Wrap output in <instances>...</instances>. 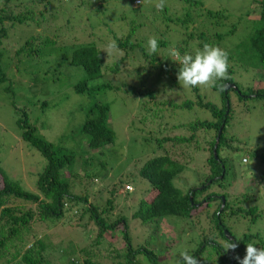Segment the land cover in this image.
Masks as SVG:
<instances>
[{
  "label": "trees",
  "instance_id": "16d2710c",
  "mask_svg": "<svg viewBox=\"0 0 264 264\" xmlns=\"http://www.w3.org/2000/svg\"><path fill=\"white\" fill-rule=\"evenodd\" d=\"M145 2L0 0V84L3 90L8 93L12 91L23 59L35 62L39 66V79H45L50 85L48 94H37L33 99L34 110L19 109L16 116L22 139L31 145L32 150L41 154L44 162L42 171L37 172L35 187H25L21 180L6 172L0 165V264H13V259L19 256L17 251L12 254L13 259L7 261L8 255L2 251L8 246H15L17 241L23 248L28 246L22 264H141L137 257L146 252L150 253V264H157L156 254L135 242L130 235L127 219L120 214L123 211L119 210L116 198L123 192L124 181L121 179L115 183L113 179L96 193L98 197L105 193L107 204L104 206L94 202L91 199L92 192L88 191L90 183L101 182L103 176L107 178L109 170L118 167V161L111 160L114 152L111 150H118L111 111L115 105L113 95L121 87L109 79L107 69L112 73L120 72L122 64L129 57L136 62L133 67L134 75L141 83L144 84L142 79L146 80L148 77L156 79L160 85H163L162 82L169 83V91L174 100L184 98L181 105L171 102V106L188 109L199 106L209 110L212 115L210 120L204 121H181L174 125V121H171L169 123L174 126L173 134H177L169 137L155 136V131H147L144 125L146 121L157 117L163 120L166 114H160L159 108L147 107L143 101L147 96L154 98V92L130 86L132 95L139 94V106L144 105L136 115L147 107L141 121L134 116L140 126L131 127L136 132L144 133L142 143L150 146L152 142H158L161 148L163 142L169 140L178 150L183 146L187 150L197 146L202 149L197 144L199 134L205 142L209 140V135L203 134L200 129L213 132L208 159L212 173L206 175V180L199 187L192 186L184 190L182 183L178 184V180L183 181V173L189 168L192 157L187 164L180 157L172 156L167 149H162L164 153L146 158L137 170L135 166L140 161H136V165H133L135 172L126 175L129 181H137L142 189V197L138 203L135 202L133 219L150 228V232H158L157 237H161V229H164L162 223L167 219H173L175 226L180 221L182 228L187 224L191 225L199 235V242L191 255L200 264H239L235 257L242 259L246 255L247 243L253 242L257 247L264 248V201L257 200L250 193L234 195L225 191L236 170L230 174V158L223 152L229 147L239 150V147L232 146V139L226 135L233 115L230 93H238L241 102L251 98L264 99V0H250L248 11L239 15L238 23L233 21V15L228 14L225 7L220 10L211 9L206 0H175V9L165 2L163 11H159L155 5L150 6L152 2L149 0ZM197 17H202L203 22L195 29H199V25L203 29L199 32H186L177 41L176 48L181 55L185 52L194 54L196 49H202L205 43H209L227 51L230 79L217 81L212 86L221 93L220 105L204 99L199 87L188 88L195 92L193 93L198 100L187 99L188 89L181 87L177 79L179 64L168 53V46L173 43L160 30L161 24L169 27L173 22L179 24V30L176 31L182 32L189 24H197ZM245 17L251 24L250 30ZM153 36L158 39L159 48L155 54L149 55L146 43ZM226 36L237 38L239 44L243 37V44H240L243 50L238 44L237 48L241 50L234 55L231 51L236 47L225 43ZM110 41H114L118 51L125 55L108 67L105 65V56L108 57L105 46ZM252 71H255V75L249 81L247 79ZM257 71L260 80L254 81ZM247 73L249 74L245 76ZM255 82L260 84L256 85ZM226 83L235 84L237 90L232 88L221 91L219 85ZM247 85L254 87H243ZM155 90L159 91L160 88ZM57 112L73 117L70 127L66 124V129L56 136L57 140L51 141L39 128H46L50 120L53 122L52 116ZM78 113H81V119L77 118ZM170 120L172 118H168ZM61 121H67V118L63 117ZM182 129L186 133L179 134ZM0 130L1 155L5 148L2 125ZM164 130L165 128L159 127L156 132L163 134ZM109 145L115 147L110 148ZM204 150L207 149L204 147ZM257 155L258 151L254 156ZM242 160L244 163L249 161L245 156ZM137 177L146 182L139 181ZM213 184L224 191L211 192ZM77 185L81 189L79 193L73 191ZM206 191H209L208 197L203 193ZM132 198H136L135 194ZM208 198L215 202V206L208 202ZM80 204L89 212V222L84 226L88 228V224L94 223L95 229L88 232L85 244L75 245L71 256L57 249L56 252L64 263H56L52 257H58L54 255L55 251L51 250L48 242L43 239L35 243L29 242L31 230L36 224L46 223L54 216L60 217L67 206ZM208 208L210 209L206 210ZM83 211L78 209L77 216L80 212L84 214ZM204 218L210 220L209 224H206L207 220H203ZM80 219L75 220L79 226L83 225L79 222ZM204 226L209 229L205 230L202 228ZM119 228L123 231V246L114 245L118 241L114 233ZM225 231L233 236L231 241L239 245L234 251L224 249V244L230 240ZM103 244L113 248L109 251L112 255L104 252L106 257L109 256L107 258H101Z\"/></svg>",
  "mask_w": 264,
  "mask_h": 264
},
{
  "label": "rangeland",
  "instance_id": "374dc122",
  "mask_svg": "<svg viewBox=\"0 0 264 264\" xmlns=\"http://www.w3.org/2000/svg\"><path fill=\"white\" fill-rule=\"evenodd\" d=\"M206 1L207 6H211V9L214 10H220L221 8L225 7L227 13L232 14L233 21L237 23L239 22V15L248 11L250 7V0ZM151 2L152 3L150 6L154 7L155 0H151ZM143 3H146L145 0H143ZM166 3L169 7L174 9L176 8L175 0H166ZM245 20H247L246 17ZM196 22L197 24L193 23L189 24L186 28L184 27L182 32L176 31L179 30V24L177 25L172 22L170 23L169 27H167L165 24H161L160 30L165 32V38L170 39V41L173 43V45L170 47L168 46V48L170 49L173 46L176 48L177 41L181 39L186 32H199L202 30L203 28L200 25L199 29H195L199 23L203 22L202 17H197ZM245 23H247L249 26L248 30H250L251 24L249 23V20H247ZM37 29L40 28L37 27ZM242 40L243 37H241L240 44H243ZM225 43L229 44L230 46L235 45L236 48H232L231 51L234 53V55L240 52L241 49L237 48V45L239 44L237 38L226 36ZM123 53L124 52L122 51H118L111 56H105V65L108 67L113 66L117 59H120L125 55ZM135 63V60L129 57L122 64L120 72L112 73L109 69H107L109 79L121 87V90L115 92L113 95L115 97L113 98V103H115V105L112 106L111 111L112 125L117 133L118 138V150H111V152L114 151L112 153L111 160L114 162L117 160L118 167L115 170H109L107 178L103 176L101 182H97L98 184L90 183L88 191L92 192V195L96 194L100 192L101 189L103 190L104 185L110 183L113 181V179V182L115 183H118L122 179L124 181L123 192L119 198H116V201L117 204L120 205L119 210L123 211L120 214L124 216L125 219H127L130 235L135 239L137 244L139 243L148 247V251L156 254L157 264H177V262L181 260L180 253L182 251L187 250L191 255L192 250L197 247L196 245L199 242L198 232L193 230L192 226L189 224L182 228L179 225L181 224L180 221H178L177 226H175V221H173V219H167L162 223L164 229L161 230L163 233L161 237L158 236V238V232L154 233L153 230L150 232V228L142 225L140 221L134 220L132 212L135 210L136 203H138L142 197V189L138 186L137 181H129L126 175L135 172L133 165H136L137 160L140 162L135 166L136 170L140 168L146 158H149L154 154L157 155L164 153L162 149H167L170 154H172V156L175 155L178 158L180 157V159L185 161L187 164L190 162V157L193 158L189 163V168L183 173V181L181 180L182 182H179L178 180V184L182 183L181 185L184 190L192 186L199 187V185L206 180V175L208 176V174L210 175L212 173L210 172L208 159L210 158L209 142L212 140L211 133L213 132L211 130L209 131V129H200L203 134L209 135V140L207 142H203L202 138L200 137L199 143L197 144L201 146L202 149H199L197 146L187 150V148L183 149V146L179 147L178 150L169 140L163 142V147L161 148H159L160 145L158 142H152L151 145L148 146L142 143V137L144 133L136 132L131 127L138 128L140 126L139 121L143 119L145 115L144 109L147 107L159 108L160 114H166L163 120L157 117L155 119H150L148 122L146 121L144 127L147 128V131L149 129L154 130L155 136L164 135V137H169L177 134H173L174 126H171L169 123L171 121H174L173 125L178 123L180 124L181 121L187 123L204 121L210 120L212 115L209 110L202 109L199 106H195L192 109L177 107L174 108L171 106V102H173V104L181 105L184 98L180 100H174V97L169 91V83L162 82L163 85H160L156 79L150 77H148L146 80L142 79L145 83H141L140 79L134 75L135 71L133 70V67L136 65ZM38 67L39 66H37L35 62H31V60L28 59H23V63L19 69L20 73L15 77L16 81H14L12 91L9 93L5 92L3 90V86L0 84V125L4 127L3 131L5 139V148L0 155V165L6 170V172L21 180V183L27 188L35 187L37 182V172L42 171L41 169L44 162L42 161L43 159L41 154L35 150H32L31 145L22 139L21 131L16 124V116L19 109L32 108L34 110L35 107L32 106V103L34 102L33 99L36 98L37 94L44 95L49 93L50 85L44 81L45 79H39L40 75H38ZM248 74L249 73L245 74V76ZM253 75H255V71L251 72L250 77L247 80L250 81ZM259 77L260 76L257 71V76L255 77L254 81H259ZM258 83L260 84V82ZM258 83L255 82L256 85ZM227 84L228 83L225 85ZM241 84L243 85V83ZM130 86H138V88L146 92L155 93L154 98L147 96L143 99L145 104L148 106L144 107L143 110L140 111V114L137 115L136 113L144 105L141 107L139 106V94L132 95V92L129 88ZM252 86L254 87V85H247L243 87L248 88ZM156 88H160V90L156 91ZM230 88L232 89L233 87ZM199 89V92L202 93L204 99L210 100L218 105L222 104L220 91L214 90L213 87H199ZM187 92V99L190 98L195 99L196 101L198 100L196 99L197 96L194 94L195 92L193 90L191 91L188 89ZM230 96L232 101L233 115L231 123L226 131V135L232 139L234 143L232 146L239 147V150H233L229 147L223 151L224 154L227 153L228 157L230 158V174H232V172L234 173V170H236L232 177H230L229 182L227 183L228 188L225 191L234 195L250 193L257 200L260 201L262 199L264 201V99L259 100L256 98H251L241 102L238 99L239 94L234 91L230 93ZM118 111L120 112L118 113ZM67 115L68 114L63 115L62 113L57 112L56 115L52 116L54 120L53 122L50 120V122L48 121L46 128H39L41 133L51 141L57 140L56 136L66 129V124L67 127H70L71 125L73 116L69 118ZM134 116H137L139 121L135 120ZM63 117H66L67 121H61ZM77 118H82L81 113H78ZM168 118H172V120L168 121ZM159 127H162V129L165 128L163 134H157L156 131ZM184 129L180 130L178 133H186ZM230 144L231 143H228V145ZM108 147L114 148L115 146L109 145ZM204 147L207 150H204ZM182 150H184V153ZM257 151L258 155L256 157L254 154H257ZM244 156L248 157L249 159V161L246 163H244L242 160ZM140 157L142 159H139ZM136 179L141 182L144 180L138 177ZM98 180H100V178ZM144 181L146 182V180ZM78 188L79 186L77 185L73 191L79 193L81 189ZM134 190L135 192H133ZM213 191L219 193L224 190L218 185L213 184L211 187V192ZM203 193L207 194L208 197L209 191ZM131 194H135L136 198L133 199ZM92 195L91 199L94 202H98L100 206L107 204L105 193H101L99 197L97 194L96 196ZM208 199V202H211V205L215 206V202L211 201V198ZM77 207L80 210H84V214H81L82 212H80V214L77 216ZM86 209L87 208L82 204L67 206L64 208V213L60 217L54 216L46 223L36 224L35 227H33V230H31V239L26 240H29L30 243H35L39 239H43V241L48 242L51 246V250L55 251L54 255L58 257H52L53 261L56 263H64L61 257H59L57 254L56 250L59 249L64 251L67 256H71L73 254L74 248L76 247L75 245L85 244L86 240L88 239V232H93L95 229V226L93 225L94 223L88 224V228L84 226V224L89 222V215H87L89 212H87ZM209 209L210 208L206 210ZM213 211L214 210H212V212ZM79 218H81L79 222L83 224L81 226L77 225L75 222V220ZM203 220L206 221L207 219L204 218ZM209 222L210 220L208 219L206 224H209ZM210 227L212 226L210 225ZM202 228L205 230L206 228L209 229L208 226H204ZM114 234L118 239V241H115L114 245L123 246L124 243L122 240V229H116ZM209 235L210 233L207 236ZM107 247H109V245L103 244L101 246V258L109 257H106L104 252L107 255H112V253L109 251H112L113 248L109 247L108 250H105ZM27 249L28 246L23 248V246H21L17 241L15 246H8L7 248L2 249V251L8 255L7 261L11 258L13 259L12 254L19 251V256L13 259V264H22L23 256ZM149 254L146 252V254L139 255L137 257V261H140L141 264H150L152 260L149 259ZM3 261H5V259H3ZM216 263L219 264V262Z\"/></svg>",
  "mask_w": 264,
  "mask_h": 264
},
{
  "label": "clouds",
  "instance_id": "9594fccd",
  "mask_svg": "<svg viewBox=\"0 0 264 264\" xmlns=\"http://www.w3.org/2000/svg\"><path fill=\"white\" fill-rule=\"evenodd\" d=\"M140 2H143V0H140ZM149 2H151V0H149ZM165 2L166 0H155V7L159 11H163ZM158 48V39L154 36L150 37L146 43L148 54H155ZM105 52L107 56H111L118 52V46L114 41H110L105 46ZM169 55L175 58L179 64L177 79L181 87L185 89L212 87L216 85L217 81L230 79L228 75V69L230 67L228 53L219 46L205 43L203 48L196 49L194 54L185 52L183 55L173 46L169 49ZM219 87L221 91H224L227 85L220 84ZM199 137H201L204 142L203 136L199 134ZM238 246L237 243L229 240L224 244V249L225 251H234ZM180 257L181 260L178 261L177 264H200V261L190 255L187 250L182 251ZM235 259L239 264H264V248H259L255 243L249 242L246 245V255L242 259L236 256Z\"/></svg>",
  "mask_w": 264,
  "mask_h": 264
},
{
  "label": "water",
  "instance_id": "95a60500",
  "mask_svg": "<svg viewBox=\"0 0 264 264\" xmlns=\"http://www.w3.org/2000/svg\"><path fill=\"white\" fill-rule=\"evenodd\" d=\"M230 87H233L234 89H237V87H236L235 84L228 83V84H227V88H226V90H228ZM221 132H222V129H220L219 134H221ZM215 153H216V150H215ZM216 157H217V155H216ZM224 202H225V198L223 197V204H224ZM198 205H199V204H198ZM225 234H226V236H227L230 240L233 239V237L231 236V234H230L228 231H226Z\"/></svg>",
  "mask_w": 264,
  "mask_h": 264
}]
</instances>
